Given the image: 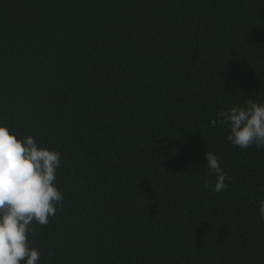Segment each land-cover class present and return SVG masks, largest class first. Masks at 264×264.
I'll use <instances>...</instances> for the list:
<instances>
[{"label": "trees", "instance_id": "1", "mask_svg": "<svg viewBox=\"0 0 264 264\" xmlns=\"http://www.w3.org/2000/svg\"><path fill=\"white\" fill-rule=\"evenodd\" d=\"M250 98L264 0H0V123L61 155L40 264H264V148L210 124Z\"/></svg>", "mask_w": 264, "mask_h": 264}, {"label": "clouds", "instance_id": "2", "mask_svg": "<svg viewBox=\"0 0 264 264\" xmlns=\"http://www.w3.org/2000/svg\"><path fill=\"white\" fill-rule=\"evenodd\" d=\"M218 123L228 129L226 139L232 146L264 148V103L250 98L245 106L220 110L210 119L213 127ZM205 160L215 177L205 187L213 193L227 189L231 177L218 156L207 151ZM60 166L57 150L42 147L31 135L18 137L0 123V264H40L42 253L28 237L34 222L48 224L62 207L64 197L55 183ZM258 213L264 220V199L258 201Z\"/></svg>", "mask_w": 264, "mask_h": 264}]
</instances>
